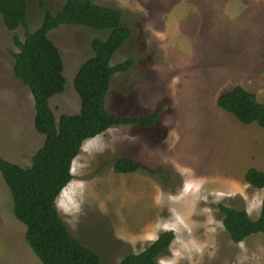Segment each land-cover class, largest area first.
Returning a JSON list of instances; mask_svg holds the SVG:
<instances>
[{
    "label": "rangeland",
    "instance_id": "374dc122",
    "mask_svg": "<svg viewBox=\"0 0 264 264\" xmlns=\"http://www.w3.org/2000/svg\"><path fill=\"white\" fill-rule=\"evenodd\" d=\"M25 1L32 32L41 13L35 0ZM64 1L44 0L51 12ZM92 1L120 9L131 31L110 65L128 58L134 64L113 76L107 112L131 117L158 109L160 116L156 130L118 127L100 135L98 141L114 144V151L89 155L98 141L80 150L59 203L71 210L83 199L82 210L74 225L66 223L73 217L57 210L70 235L103 264H118L141 252L166 231L174 238L157 264H264V235L233 243L217 207L258 217L264 189L250 188L244 174L249 168L264 171V130L240 124L216 106L218 96L235 86L264 104V0ZM23 34V28L6 30L0 16V157L27 167L44 137L34 129L29 90L13 76V36L22 40ZM106 37L105 31L78 26L49 32L65 79L63 93L49 100L56 120L78 113L75 74L93 55L91 40ZM116 158L131 159L157 174H115ZM85 162L89 166L82 168ZM24 235L0 176V264H41Z\"/></svg>",
    "mask_w": 264,
    "mask_h": 264
},
{
    "label": "trees",
    "instance_id": "16d2710c",
    "mask_svg": "<svg viewBox=\"0 0 264 264\" xmlns=\"http://www.w3.org/2000/svg\"><path fill=\"white\" fill-rule=\"evenodd\" d=\"M35 1L41 22L32 32L28 30L25 0H0V16L9 32L18 28L24 30L22 40L13 36L17 52L12 54V71L15 80L22 83L32 96L34 129L44 137V142L27 167L0 157V176L9 191L12 214L25 227V241L41 264H103L95 252L70 235L53 200L72 181L71 165L79 155L85 137L96 133L103 135L118 127L156 130L160 111L155 109L146 116L125 117L106 110L105 98L113 76L128 72L134 64L133 59L128 58L110 65L112 56L131 34L122 22L120 9L92 0H65L58 11L51 12L44 0ZM63 25L105 31L107 37L105 40H91L93 55L79 66L75 74L73 88L80 102L78 113L62 114L56 120L49 100L63 93L65 79L60 52L48 34ZM216 106L240 124H256L264 130V104L242 87L235 86L221 93ZM112 169L115 174L136 171L157 174L127 158H116ZM244 181L250 188L262 190L264 171L249 168ZM217 207L222 226L233 243L264 235V197L256 219H251L245 210L223 204ZM173 238L172 232H162L141 252L124 256L118 264H157V259L168 251Z\"/></svg>",
    "mask_w": 264,
    "mask_h": 264
},
{
    "label": "clouds",
    "instance_id": "9594fccd",
    "mask_svg": "<svg viewBox=\"0 0 264 264\" xmlns=\"http://www.w3.org/2000/svg\"><path fill=\"white\" fill-rule=\"evenodd\" d=\"M98 137H100V133H96L92 136L85 137L84 140L81 141L80 149L81 151H84V145L89 142L98 141ZM115 145L113 144L111 147H109V144L106 140H99L97 143V147L94 152L89 153V155L95 156L103 154L105 151H114ZM75 159V158H74ZM82 168H87L89 166L88 163H82ZM71 181H69L70 183ZM80 183H85L84 181H80ZM66 186V185H65ZM63 191V188L61 189ZM54 206L57 208V210L63 214L66 217H73L72 220H66V223L74 225L76 222V219L78 217V214L81 212V205L83 204V199L79 203H77L71 210L67 208H63L59 203V194H57V197L53 200Z\"/></svg>",
    "mask_w": 264,
    "mask_h": 264
}]
</instances>
